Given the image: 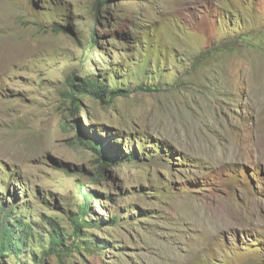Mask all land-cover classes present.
<instances>
[{"label": "rangeland", "instance_id": "374dc122", "mask_svg": "<svg viewBox=\"0 0 264 264\" xmlns=\"http://www.w3.org/2000/svg\"><path fill=\"white\" fill-rule=\"evenodd\" d=\"M0 203L5 264H264V0H0Z\"/></svg>", "mask_w": 264, "mask_h": 264}, {"label": "trees", "instance_id": "16d2710c", "mask_svg": "<svg viewBox=\"0 0 264 264\" xmlns=\"http://www.w3.org/2000/svg\"><path fill=\"white\" fill-rule=\"evenodd\" d=\"M101 3L100 1L97 2L96 8L97 11L100 9ZM96 37L94 39V43L96 44ZM211 53H213L214 50L212 48L210 49ZM71 89L72 91H77L80 92L81 94L89 95L97 100H102L101 96L99 95L100 90L97 89L98 84L97 82H85L83 86L75 87L74 84H71ZM150 90V89H147ZM119 92V91H118ZM117 92V93H118ZM110 99H112L113 95H108ZM94 151L97 153V156L103 157L105 155V151L103 150L104 147L102 145V142H98L93 146ZM85 197V203H83L79 209V214L77 217L73 218L72 220H69L71 222V227L73 228L72 235L74 236L75 239H79L81 235V230L86 227V217H88V213L90 210L89 206V200L92 198L89 196H84ZM0 206L4 207L2 203H0ZM1 215V213H0ZM18 232V228L15 223L9 224L8 222H5L0 218V264H5V259L3 256L7 253H13L19 252V250H23L24 242L23 238L21 237H15V235ZM26 234V233H24ZM28 237V233L26 234ZM47 237H49V250L50 252L54 253L55 255H58L61 259L62 256H64L65 250L63 249V235L61 231L58 229V227L53 226L51 228V232L47 234ZM67 248H70L68 246ZM67 250V249H66Z\"/></svg>", "mask_w": 264, "mask_h": 264}, {"label": "bare ground", "instance_id": "6f19581e", "mask_svg": "<svg viewBox=\"0 0 264 264\" xmlns=\"http://www.w3.org/2000/svg\"><path fill=\"white\" fill-rule=\"evenodd\" d=\"M247 200V199H246ZM253 204V203H252ZM250 206V205H249ZM257 210V209H256ZM252 211V210H251Z\"/></svg>", "mask_w": 264, "mask_h": 264}]
</instances>
